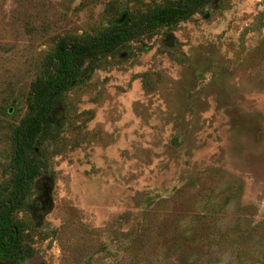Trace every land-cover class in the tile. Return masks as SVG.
<instances>
[{"label":"rangeland","instance_id":"obj_1","mask_svg":"<svg viewBox=\"0 0 264 264\" xmlns=\"http://www.w3.org/2000/svg\"><path fill=\"white\" fill-rule=\"evenodd\" d=\"M171 1L192 0H0V202L59 38ZM26 151L28 190L1 219L13 264H264V0L156 19L82 64Z\"/></svg>","mask_w":264,"mask_h":264},{"label":"trees","instance_id":"obj_2","mask_svg":"<svg viewBox=\"0 0 264 264\" xmlns=\"http://www.w3.org/2000/svg\"><path fill=\"white\" fill-rule=\"evenodd\" d=\"M212 1H171L153 8L138 18L132 19L124 14L117 24L96 36L65 35L59 38L55 51L51 53L44 68L48 78L47 80L37 79L33 83L28 113L14 131L16 175L11 192L0 202V234L9 235L11 246L6 255H0V264H13L15 261L19 229L16 225H3L1 219L6 211L21 204L28 190L33 165L26 151V139L46 106L73 84L82 64L88 61L95 63L101 56L138 36L156 19L188 18L200 12ZM84 73L88 74L87 70Z\"/></svg>","mask_w":264,"mask_h":264}]
</instances>
